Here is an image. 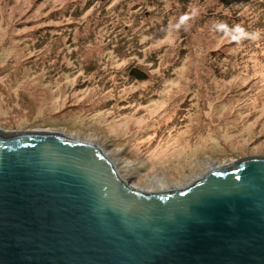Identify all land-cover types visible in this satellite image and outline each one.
Masks as SVG:
<instances>
[{
  "label": "rangeland",
  "instance_id": "obj_1",
  "mask_svg": "<svg viewBox=\"0 0 264 264\" xmlns=\"http://www.w3.org/2000/svg\"><path fill=\"white\" fill-rule=\"evenodd\" d=\"M0 130L94 136L146 192L264 156V0H0Z\"/></svg>",
  "mask_w": 264,
  "mask_h": 264
},
{
  "label": "water",
  "instance_id": "obj_2",
  "mask_svg": "<svg viewBox=\"0 0 264 264\" xmlns=\"http://www.w3.org/2000/svg\"><path fill=\"white\" fill-rule=\"evenodd\" d=\"M0 264H264V156L146 192L97 145L0 130Z\"/></svg>",
  "mask_w": 264,
  "mask_h": 264
},
{
  "label": "bare ground",
  "instance_id": "obj_3",
  "mask_svg": "<svg viewBox=\"0 0 264 264\" xmlns=\"http://www.w3.org/2000/svg\"><path fill=\"white\" fill-rule=\"evenodd\" d=\"M51 132H59V133H61L62 135H65L66 137H70V138H73V139H78V140H81V141H84V142H87V143H90V144H93V145H97V146H99V147L103 150V152L108 156V158L111 160V162H112L113 165L115 166L116 170L119 172V170L117 169V168H118V167H117L118 160L115 161V159L112 158L111 155H110L109 153H106L104 147H102L101 145L98 144L99 142H98L97 138H95L94 136H88V137L85 138V139H84V138L81 139V138H79V137L74 136L73 133H69V132H66V131H64V130H61V131H51ZM117 152H118V151H117ZM125 164H128V165H129V163H125ZM124 166H126V165H124ZM209 168L211 169V167H209ZM212 168H213V167H212ZM119 175L121 176V178H122L123 180H125L126 182H128V180H127L128 177H126V176H122V175L120 174V172H119ZM189 183H190V182H189ZM186 185H187V184H181V185L174 186V187H168V186L163 182L162 179H160V178H158V177H155V178L153 179V182H152V189L149 190V191H147V192L159 191V190H165V189H173V188H182V187H184V186H186Z\"/></svg>",
  "mask_w": 264,
  "mask_h": 264
}]
</instances>
